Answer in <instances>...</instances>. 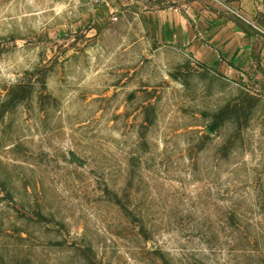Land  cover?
Wrapping results in <instances>:
<instances>
[{
  "label": "rangeland",
  "instance_id": "rangeland-1",
  "mask_svg": "<svg viewBox=\"0 0 264 264\" xmlns=\"http://www.w3.org/2000/svg\"><path fill=\"white\" fill-rule=\"evenodd\" d=\"M0 264H264V0H0Z\"/></svg>",
  "mask_w": 264,
  "mask_h": 264
},
{
  "label": "built area",
  "instance_id": "built-area-1",
  "mask_svg": "<svg viewBox=\"0 0 264 264\" xmlns=\"http://www.w3.org/2000/svg\"><path fill=\"white\" fill-rule=\"evenodd\" d=\"M76 2L80 6L95 7L103 3L104 0H70Z\"/></svg>",
  "mask_w": 264,
  "mask_h": 264
}]
</instances>
